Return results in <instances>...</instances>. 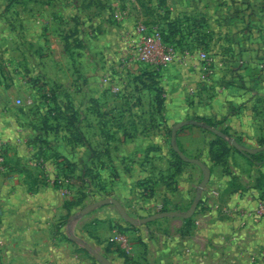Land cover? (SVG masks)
Returning a JSON list of instances; mask_svg holds the SVG:
<instances>
[{
	"label": "crops",
	"instance_id": "0c3cea01",
	"mask_svg": "<svg viewBox=\"0 0 264 264\" xmlns=\"http://www.w3.org/2000/svg\"><path fill=\"white\" fill-rule=\"evenodd\" d=\"M181 3L184 13L202 21L195 32L205 43L197 48L209 56L206 65L144 66L134 79L141 89L113 95L99 77L101 63L82 62L81 76H73L72 62L63 63L62 76L46 80L47 87L63 91L52 92L57 110L46 108L51 121L65 118L61 136L55 124L53 130H40L36 121L30 123L24 109L16 112L15 123L8 122L5 118L12 114L0 99V138L5 142L0 264H100L69 239L70 233L112 264H264V195L257 185L264 162L252 163L230 144L224 162H213L209 143L216 136L196 125H184L176 134L180 150L210 169L188 224L173 216L127 226L111 204L70 220L83 206L106 197L117 199L131 216L157 208L187 210L202 173L195 164L177 160L170 146L176 122L208 119L240 144L261 146L264 0ZM114 69L120 71L116 64ZM26 84L31 91L37 87ZM38 95L32 92L37 101ZM41 133L44 140L38 139ZM61 178L68 183L57 184ZM119 233L126 235L129 250L115 240Z\"/></svg>",
	"mask_w": 264,
	"mask_h": 264
},
{
	"label": "rangeland",
	"instance_id": "374dc122",
	"mask_svg": "<svg viewBox=\"0 0 264 264\" xmlns=\"http://www.w3.org/2000/svg\"><path fill=\"white\" fill-rule=\"evenodd\" d=\"M181 2L182 0H0V99L3 104H7L12 114L5 119L15 123L16 112L24 109L29 122L36 121L40 130L49 129L48 127L53 130L55 124L56 133L63 135L65 118L56 117V122L51 121L46 109L57 110L52 103V91L57 89V93L63 94L61 86L46 85V80L54 74L62 76L63 63L72 62L73 76H81L79 67L82 62L97 61L103 67L99 77L108 85L111 94L137 92L142 87H139V83L135 84L134 79L142 75L144 66L149 64L129 62L136 25L157 24L165 30L167 24H175L180 31L176 37L184 45L187 44L189 49L195 36L191 31L193 16L188 11H182L184 8L181 7ZM187 49L176 50L183 55ZM178 62L188 63L181 59ZM115 64L120 70L117 73ZM57 66L60 74L57 73ZM133 67L136 68L132 71ZM138 68L141 69L137 70ZM28 82L37 85L33 91L39 94L38 101L32 96L33 91L26 84ZM115 86L119 88L117 91L113 90ZM66 107L69 108V105L66 104ZM33 109L36 114L32 113ZM41 111L45 114L42 115ZM69 111L75 112L73 107ZM39 135L38 139L44 140L46 134ZM81 194L86 195L87 192ZM159 210L157 208L155 212ZM118 215L122 222L130 226L119 212ZM128 215L134 219L141 217Z\"/></svg>",
	"mask_w": 264,
	"mask_h": 264
},
{
	"label": "water",
	"instance_id": "95a60500",
	"mask_svg": "<svg viewBox=\"0 0 264 264\" xmlns=\"http://www.w3.org/2000/svg\"><path fill=\"white\" fill-rule=\"evenodd\" d=\"M184 125H196V126H199L201 128H204L206 130H209L215 136H218L220 138L225 139L235 150H237L241 153H256V152L264 151V145L257 146V147L244 146V145L240 144L234 137L227 136V134L222 132L220 129L215 128V127H213V126H211L205 122H199L198 120H194V119L176 122L172 126L171 133H170V146H171L172 150L184 162L193 163L196 166H198L199 169L201 170V173H202V178L196 186L195 195L191 201L190 206L187 208V210H185V211H178V210L158 211V212H154V213H151L149 215L141 216L137 219H134L126 213L125 209L123 208V206L120 204V202L117 199L111 198V197H106V198L96 200L94 202H91V203L83 206L82 208L79 209V211L77 213L70 216V220H74L75 218H78V217L90 212L94 208L102 206V205H106V204H111V205L115 206V208L119 212L120 216L122 218H124L126 220V222H128L129 224H145V223H148V222L160 219V218H164V217L179 216L183 219L190 217L193 214V212L195 211L197 204L199 202L201 192L209 180L210 169L202 160H200L199 158L186 156L178 147L177 142H176L177 130ZM68 237L71 241L76 242L80 246H82L83 249L86 250L87 252H89L93 256V258H95L100 264H112V262L110 260H108L103 254L96 251L92 246H90L83 239L79 238L78 236L74 235L73 233H70Z\"/></svg>",
	"mask_w": 264,
	"mask_h": 264
},
{
	"label": "built area",
	"instance_id": "2783aa9c",
	"mask_svg": "<svg viewBox=\"0 0 264 264\" xmlns=\"http://www.w3.org/2000/svg\"><path fill=\"white\" fill-rule=\"evenodd\" d=\"M130 52L129 62L137 64H149V66L160 67L166 66L180 59L183 62H203L205 65L209 63V56L202 49L189 48L184 50V54L180 55L177 50L162 41L161 28L157 24L139 23L136 25L133 44ZM205 70H207L205 68ZM119 88L113 87L114 91ZM5 164V142L0 138V169ZM35 164L37 162L35 161ZM59 184H67V178L58 180ZM115 240L118 241L124 250H129V241L125 234L119 233ZM264 258V250L262 251Z\"/></svg>",
	"mask_w": 264,
	"mask_h": 264
},
{
	"label": "trees",
	"instance_id": "16d2710c",
	"mask_svg": "<svg viewBox=\"0 0 264 264\" xmlns=\"http://www.w3.org/2000/svg\"><path fill=\"white\" fill-rule=\"evenodd\" d=\"M201 19H197L194 18L192 19V32H194L195 36L193 37V45L190 46V48H197V47H205V43L202 41L203 38H201L200 36H198V34L195 32V27H202L201 24ZM180 32L179 29L176 28L175 24H167V28L165 30L161 29V35H162V41L166 44H169L171 46H173L175 49H187L189 46L186 44L184 45L181 40L179 38L176 37V34ZM139 77V76H138ZM53 92V91H52ZM161 91L158 89L156 90V102H157V106L160 107L161 105V99L159 98ZM199 122H205L211 126H215V124L213 122H211L208 119H203V118H196ZM224 132V130H223ZM77 135H79L78 132H75ZM225 133V132H224ZM264 144V140H261L259 142V145H263ZM210 156H211V160L215 163H219V162H224V157L228 154L230 149H233L229 143L223 139L220 138L218 136L215 137V139H213L210 143ZM243 155H245L252 163H256V164H261L262 162H264V152L260 151V152H256V153H242ZM177 160L179 162H182V160L178 157L177 154H175ZM68 176V175H67ZM257 185L262 188V193L264 195V174H261V178L258 180ZM162 210H167L165 207L162 208ZM190 221V218H186L185 219V224H188ZM131 226V225H130ZM123 229V228H122ZM120 229V230H122ZM119 253L121 256H123L125 258V261H127V256L126 254L119 250Z\"/></svg>",
	"mask_w": 264,
	"mask_h": 264
}]
</instances>
